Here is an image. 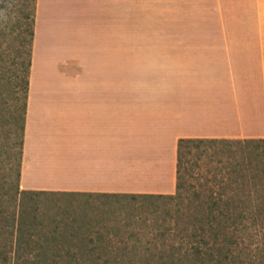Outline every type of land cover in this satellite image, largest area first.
<instances>
[{
  "label": "crops",
  "instance_id": "crops-1",
  "mask_svg": "<svg viewBox=\"0 0 264 264\" xmlns=\"http://www.w3.org/2000/svg\"><path fill=\"white\" fill-rule=\"evenodd\" d=\"M128 20L129 0H37L23 191L173 194L178 140L264 139V43L141 46L131 86Z\"/></svg>",
  "mask_w": 264,
  "mask_h": 264
},
{
  "label": "rangeland",
  "instance_id": "rangeland-1",
  "mask_svg": "<svg viewBox=\"0 0 264 264\" xmlns=\"http://www.w3.org/2000/svg\"><path fill=\"white\" fill-rule=\"evenodd\" d=\"M27 2L0 0V264H195L191 247L200 239L193 233L206 216L198 211L205 200L238 198L249 210L261 203L253 145L228 139L183 147L181 188L166 194L173 198L20 194L7 146L22 96L11 78L18 23H25L19 6L32 12ZM73 5L81 13V3ZM128 22L132 86L146 67L135 56L141 46L264 43V0H129Z\"/></svg>",
  "mask_w": 264,
  "mask_h": 264
},
{
  "label": "trees",
  "instance_id": "trees-1",
  "mask_svg": "<svg viewBox=\"0 0 264 264\" xmlns=\"http://www.w3.org/2000/svg\"><path fill=\"white\" fill-rule=\"evenodd\" d=\"M29 3V0L28 2ZM36 3L32 0V12L27 11V4L19 6L22 19L19 24L20 35L18 42L20 48L14 60L15 68L12 71L11 82L18 94L17 103L11 112V129H9L11 144L8 145L9 159L16 171L19 189L21 188V170L25 148V129L27 101L30 86L32 69L33 45L36 26ZM25 9H22V8ZM1 10V7H0ZM2 38L6 37L2 31ZM3 63H6L5 53H2ZM22 102V104H21ZM223 140L208 139H180L177 143V187L176 192L181 188L178 182L181 179V168L183 167V147L187 145H199L205 143L222 142ZM244 142L253 145L255 151L256 168L254 181L264 180V139L245 140ZM254 174V173H253ZM263 183V182H262ZM257 184V183H256ZM20 194H66L49 192H28L21 190ZM93 196V195H88ZM119 196V195H113ZM132 200L137 198H173L167 195H125ZM250 200V199H249ZM252 200V199H251ZM261 202L256 209L249 210L244 201L234 199L224 202L221 198H210L204 201L199 213H206L204 221H200L201 227H195L193 239H200L191 247L195 264H264V196H257ZM198 222V220L196 219ZM256 232L254 235L253 232ZM261 235V238L257 239ZM208 238V240H207Z\"/></svg>",
  "mask_w": 264,
  "mask_h": 264
}]
</instances>
